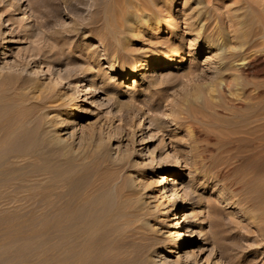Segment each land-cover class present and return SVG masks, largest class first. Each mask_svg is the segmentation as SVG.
Returning <instances> with one entry per match:
<instances>
[{
    "label": "rangeland",
    "instance_id": "obj_1",
    "mask_svg": "<svg viewBox=\"0 0 264 264\" xmlns=\"http://www.w3.org/2000/svg\"><path fill=\"white\" fill-rule=\"evenodd\" d=\"M50 1L0 0V125L4 126H0L3 130H0V147L3 140L6 142L0 148V157L4 156L0 159V202L8 203L5 207L0 206V264H77L79 261L84 264L83 252L77 256L78 261L72 259L70 249H67L66 222L78 216L75 218L78 220L72 221L82 224L87 220L88 229L87 226L85 229L89 230L102 206L105 210L112 209L113 226L102 229L101 223L100 230L97 227L89 230L97 228L98 238L106 245L96 251L90 244L92 249L86 253L89 255L87 264H116V260L123 264L129 256L137 261L126 264H138V261L145 264L144 256L135 255L136 242L127 236L131 226L138 225L143 219L153 224L157 232L156 237L152 236L162 240L165 251L158 254L159 257H151V264H264L262 149L258 147V141L252 143L246 136L248 127L258 124L264 117V0H157L154 11L165 16L169 8L175 26L160 25L156 31L146 30L131 42L111 40L107 36L105 21L97 20L93 0L79 5L86 7L79 17L65 6L64 0ZM197 30L200 32L196 33ZM209 33L222 37L227 34L232 47L243 44L244 57L253 56L247 71L238 80L245 79L242 83L246 85L240 101L233 97L227 104V98L216 88L220 102L213 103L215 107L208 102V107L200 105L207 101L210 85L215 88L220 77L214 70L215 64L209 63L207 52L202 50L206 47L202 36ZM119 46H124L125 51L120 50L122 58L119 63L110 61L108 56L112 47ZM143 55L145 60L150 59L145 71L139 73L143 75L126 78L120 73L122 67L136 65L137 57ZM236 68L232 69L235 74L238 73ZM89 83H93L95 92L84 95ZM127 85L132 88L127 89ZM255 94L258 98L253 97ZM193 102L196 107L203 106L205 116H198L196 120L185 118L187 110L193 108ZM75 104L81 109L80 114L70 119L68 129L64 130L60 117ZM186 121L190 122L189 129L182 125ZM60 137V147L54 146L56 144L51 142ZM35 141L39 143L38 147ZM65 143L71 148L66 147L63 151L60 148L68 146ZM70 149L73 150L71 154ZM121 155L124 161L119 160ZM9 175L12 178L9 179ZM165 177L171 182L164 185L163 190L162 178ZM123 179L133 183L131 202L127 200L129 195L124 200L117 193ZM168 188L173 189L181 209L175 212L169 209L163 214L159 202ZM63 191L70 193L69 196L74 191L73 198H67L68 202L57 199L66 195ZM76 198L81 199L80 202ZM120 199L127 200V204H122ZM58 200L64 206L63 211L55 204ZM69 201L76 207L71 208L75 216L70 214L69 217L67 213L72 205L66 204ZM133 201H142V211L147 209L149 212L138 215L141 218L126 217V221L121 213L127 209L122 207ZM80 203L81 210H76ZM85 203L89 209L85 208ZM93 210H96L95 214ZM113 212L120 213V217L115 213L113 216ZM53 213H57L58 221L53 219L55 223ZM84 213L89 215L86 216L88 219ZM73 222H70L72 227ZM58 224L63 228L61 244L55 236ZM79 224L73 228L81 229ZM189 230L197 237L184 248L173 247L181 240L182 233ZM111 239H115L114 243ZM156 245L155 248H160ZM168 249L171 250L166 252ZM95 255L103 258L102 261L97 256L101 261L98 262Z\"/></svg>",
    "mask_w": 264,
    "mask_h": 264
},
{
    "label": "bare ground",
    "instance_id": "obj_2",
    "mask_svg": "<svg viewBox=\"0 0 264 264\" xmlns=\"http://www.w3.org/2000/svg\"><path fill=\"white\" fill-rule=\"evenodd\" d=\"M37 2H38V0H36ZM50 1V0H49ZM65 2V6H67V7H69V9L72 11V13L74 14V15H76V16H81L82 15V10L84 11L85 9H86V7H80L79 5L80 4H85L87 1L86 0H64ZM94 1V5H95V8L97 9L96 11V13H95V15H97L96 17H97V20H104L105 21V28H106V32H107V36H109L110 38H111V40H116V39H123V40H129V42H131L134 38H137L138 37V35L140 34V33H143L144 31H146V30H155L156 31V29H158V28H160V25L162 26V25H167V27L168 26H170V25H174L175 26V22L173 21V18L174 17H172V11L171 10H169V8H168V10H167V12H166V14H164L165 16H162V15H160V14H163L162 12L160 13V12H157V11H154V4L157 2V0H93ZM168 1V0H167ZM44 2H45V0H44ZM51 2V1H50ZM44 4V3H43ZM46 4H47V2L45 3V6H46ZM50 4V3H49ZM37 6V5H36ZM39 6V5H38ZM47 7V6H46ZM50 8H51V5H50ZM49 8V9H50ZM171 9V8H170ZM46 10L47 9H45L44 11H45V13H46ZM43 11V12H44ZM69 11V10H68ZM166 11V10H165ZM45 13H44V15H45ZM51 13H53V12H51ZM59 13V12H58ZM50 15V14H49ZM48 15V16H49ZM50 17V16H49ZM95 17V18H96ZM97 22V21H96ZM101 23V22H100ZM168 23V24H167ZM91 24V23H90ZM98 24V23H97ZM91 25H93V24H91ZM204 25V24H203ZM99 26V25H98ZM101 26V25H100ZM104 26V25H103ZM171 27V26H170ZM91 28V27H90ZM95 28V27H94ZM98 28V27H97ZM96 28V29H97ZM202 28V23H201V25H200V29ZM101 29V28H100ZM196 30V29H195ZM96 31V30H95ZM202 31V30H201ZM197 32H200V31H196V33ZM224 32V31H223ZM212 33V32H211ZM214 33V32H213ZM199 34V33H198ZM205 34V33H204ZM210 34V33H209ZM220 34V33H219ZM141 35V34H140ZM139 35V36H140ZM197 35V34H196ZM227 35V34H226ZM225 35V37H222V36H219V35H217V34H210V35H204V36H202V41H203V43H205V46L206 47H204L202 50H205V52H207L206 54L209 56V57H207V58H209L210 59V61H209V63H213V64H215V71H216V74L217 75H219L220 77H218V79H217V83H215V85H216V87L214 88V86H211L210 85V87L208 88V91H207V93H206V97H207V101H205V102H203V104H200V105H206L207 106V102H208V104H211L212 103V105H213V103L215 104L216 102H220V100H219V97L215 94V92H216V88L218 89V91L220 92V93H222L221 94V96L222 97H226L227 99V101H226V103L228 104L229 103V101H230V103H231V101H233V97H234V99L236 98V99H241L240 97H241V95L244 93V90H245V84H243L244 82V80L245 79H243V81H238V80H240L239 78H241L240 76L242 75V74H244L246 71H247V69H248V67H249V63L251 62V58H253V56L251 57V56H248V57H244V53H243V51L244 50H242V46H243V44H241V45H239V46H233L232 47V45L230 44V40H229V38H228V36H226ZM243 36V35H242ZM105 37V36H104ZM242 38V37H241ZM138 39V38H137ZM233 40V39H232ZM240 40V39H239ZM239 42H241V41H239ZM105 45H107V44H105ZM121 45V44H120ZM116 46V45H115ZM121 47V49H119ZM122 47H124V46H119V47H112V50H111V54L108 56V58H109V60L110 61H112V62H118L119 63V60L122 58V56H121V52L122 51H125V50H123V48ZM250 47V46H249ZM252 48V47H251ZM125 49V48H124ZM120 50H122V51H120ZM247 54V53H246ZM252 55V54H251ZM145 58H146V56H139V57H137V64L136 65H130V64H128V65H126V66H124V67H122L121 68V70H120V73L121 74H123V76L124 77H126V78H133L134 76H136L137 74H139L140 72H144L145 71V66H146V64H147V61L148 60H150V59H148V60H145ZM237 67V68H236ZM233 68H236L237 70V74H235V70H233L232 71V69ZM152 74V73H151ZM227 74V75H226ZM249 74V73H248ZM139 75H143L142 73L141 74H139ZM149 77L150 76H152V75H148ZM246 76H248V75H246ZM225 78V79H224ZM227 80V81H226ZM242 80V79H241ZM243 82V83H242ZM251 82V81H250ZM249 82V83H250ZM93 83H89L88 85H86L85 86V93H84V95H87V94H91V93H94L95 92V90L93 89V85H92ZM255 85V84H254ZM251 86V85H250ZM253 87H255V86H253ZM35 88H37V86L35 87ZM126 88L127 89H131L132 87H131V85H127L126 86ZM251 88V87H250ZM253 89V88H252ZM257 89V88H256ZM35 90V89H34ZM250 90V89H249ZM248 90V91H249ZM48 91V90H47ZM42 93H43V91H42ZM44 93H45V91H44ZM50 94V93H49ZM45 95H47V93L45 94ZM259 95V94H258ZM47 96H49V95H47ZM250 96V95H249ZM52 97V96H51ZM56 97V96H55ZM254 98H256L257 97V94H255L254 96H253ZM46 98V97H45ZM50 98V97H49ZM53 98V97H52ZM224 98H221V99H223V100H225ZM258 98V97H257ZM243 99V98H242ZM248 100V99H247ZM47 101H49V100H47ZM237 101V100H236ZM240 101V100H239ZM246 101V100H245ZM50 102V101H49ZM112 103L113 104H115L116 103V100H112ZM194 103V102H193ZM248 103V102H247ZM256 103V102H255ZM255 103H254V105H255ZM195 104V103H194ZM193 104V108L191 109H189V110H187V112H186V119L187 118H192V119H198L200 116H201V118H202V115L205 113H203V106H197L196 107V104L194 105ZM205 106V107H206ZM209 106V105H208ZM207 106V107H208ZM214 106V105H213ZM123 107V106H122ZM204 107V108H205ZM206 107V108H207ZM215 107V106H214ZM222 107V106H221ZM236 107V106H235ZM253 107V106H252ZM238 108V107H237ZM209 109V108H208ZM244 109V108H243ZM253 109H254V107H253ZM80 108H78L77 107V104H75V105H73L69 110L67 109L66 111H63V113H62V115H61V117H60V123H61V126H63V124H64V130H66V129H68V124H70V122H69V120L70 119H72V118H74V117H78L79 116V114H80ZM10 112V111H9ZM182 112V111H181ZM210 112V111H209ZM237 112H239V111H237ZM264 112V111H263ZM243 113V112H242ZM255 113H256V111H255ZM262 113V112H261ZM261 113H259V114H261ZM42 114V113H41ZM184 114V113H183ZM215 114V113H214ZM210 115V114H209ZM235 115H237V114H235ZM246 116H247V114H245ZM244 115V116H245ZM199 116V117H198ZM204 116H205V114H204ZM241 116V115H240ZM245 116V118H248V117H246ZM249 116H251V115H249ZM3 117V116H2ZM39 117H40V115H39ZM45 117V116H44ZM179 117V116H178ZM178 117H177V119H178ZM207 117V116H206ZM184 118V117H183ZM255 118V117H254ZM31 119V118H30ZM36 119V118H35ZM43 119H45V118H43ZM209 119H212V118H209ZM241 119H242V116H241ZM252 119V118H251ZM10 120V119H9ZM40 120V119H39ZM46 120V119H45ZM245 120V119H244ZM248 120V119H247ZM250 120V119H249ZM44 121V120H43ZM246 121V120H245ZM251 121V120H250ZM249 121V122H250ZM35 122H36V120H35ZM41 122V121H40ZM232 122H233V120H232ZM248 122V121H247ZM37 123V122H36ZM243 123H244V121H243ZM254 123V122H253ZM252 122H251V124H253ZM8 124H10V123H8ZM40 124H42V122L40 123ZM44 124V123H43ZM250 124V123H249ZM2 125V124H1ZM0 125V126H1ZM16 125V124H15ZM180 125V124H179ZM182 125H184L186 128H188L189 129V127H191V125H190V122L189 121H186V122H184V123H182ZM3 126V125H2ZM230 126V125H229ZM4 127V126H3ZM12 127V126H11ZM15 127V126H14ZM246 127H248V125H246ZM6 128V127H5ZM232 128V127H231ZM7 129V128H6ZM19 129V128H18ZM22 129V128H21ZM237 129V128H236ZM1 130V129H0ZM9 130V129H8ZM24 130H26V129H24ZM48 130V129H47ZM1 131H3V130H1ZM0 131V132H1ZM60 131H62V130H60ZM17 132V131H16ZM242 132V131H241ZM4 133V132H3ZM7 133V132H6ZM10 133H11V131H10ZM9 133V134H10ZM40 133V132H39ZM61 133V132H60ZM229 133H230V131H229ZM233 133V132H232ZM17 134V133H16ZM33 134V133H32ZM64 133H62V134H60V135H63ZM231 134V133H230ZM1 135V134H0ZM4 135H5V133H4ZM3 135V136H4ZM12 135V134H11ZM15 135V134H14ZM17 135H19V134H17ZM42 135V134H41ZM48 135H50V133L48 134ZM56 135H58V134H56ZM59 135V136H60ZM229 135V134H228ZM236 135H238V133L236 134ZM239 135H240V133H239ZM2 136V137H3ZM21 136V135H20ZM25 136V135H24ZM232 136V135H231ZM244 136V135H243ZM246 136H247V138L253 143V142H256L257 143V141H258V144H259V146L258 147H260L261 149H262V159H263V167H262V170H263V172H264V117L260 120V122L258 121V124H256V125H253V126H251L250 128L248 127V129L246 130ZM11 137V136H10ZM9 137V138H10ZM16 137V136H15ZM55 137V136H54ZM233 137V136H232ZM242 137V136H241ZM241 137H240V139H241ZM4 138V137H3ZM6 138H8V136L6 137ZM246 138V139H247ZM11 139V138H10ZM9 139V141L10 142H12L11 140ZM235 139H238V137H235ZM240 139H238V141H240ZM247 139V140H248ZM3 139H1V141H2ZM14 140V139H13ZM18 140V139H17ZM41 140V139H40ZM233 140V139H232ZM8 141V143H10ZM15 141H16V139H15ZM14 141V142H15ZM20 141V140H19ZM19 141H18V143H19ZM58 141H62V138L60 137V138H58V139H56L55 138V140L53 139V142H51V143H55L56 145H54V146H59V144H60V142H59V144H58ZM66 141V140H65ZM237 141V142H238ZM241 141H245V140H242L241 139ZM249 141V143H251ZM2 142H4L5 143V145H6V142L3 140ZM13 142V143H14ZM36 142V141H35ZM46 142V141H45ZM47 142H49V141H47ZM64 142V141H63ZM73 142V141H72ZM235 142V141H234ZM3 143V144H4ZM16 143V142H15ZM21 143V142H20ZM20 143H19V145H20ZM51 143H49V145H51V146H53V144H51ZM251 143V144H252ZM2 144V145H3ZM37 144V146L36 147H38V144L39 143H35V145ZM243 144V143H242ZM245 144V143H244ZM2 145H1V149H2ZM12 145V144H11ZM33 145V144H32ZM31 145V146H32ZM61 145V144H60ZM65 145H68V146H65V148H63V146H62V148H60V149H63V151H65V149H66V147H70L71 148V145H69V144H66L65 143ZM4 146V145H3ZM10 146V145H9ZM13 146V145H12ZM28 145H26V147H27ZM41 146V145H40ZM39 146V147H40ZM225 146V145H224ZM7 148H8V145L6 146ZM29 147V146H28ZM42 147V146H41ZM40 147V148H41ZM60 147V146H59ZM73 147V146H72ZM258 147H257V150H258ZM10 149H12L13 150V148H11V147H9ZM22 148V147H21ZM20 147H19V149H21ZM76 148V147H75ZM86 148V147H85ZM85 148H83V149H85ZM254 148V147H253ZM26 149V148H25ZM33 149V148H32ZM41 149H43V147L41 148ZM51 149V148H50ZM247 149V148H246ZM8 150V149H7ZM11 150V151H12ZM29 150V149H28ZM67 150V149H66ZM69 150V149H68ZM71 150V149H70ZM256 150V149H255ZM15 151V150H14ZM39 151V150H38ZM41 151V150H40ZM62 150H61V152H63ZM73 150H71V152H70V154L71 153H73L72 152ZM75 151V150H74ZM77 151H79V150H77ZM81 151V150H80ZM79 151V152H80ZM92 151H93V149H92ZM92 151H91V153H92ZM258 151H260V150H258ZM1 152V151H0ZM13 152V151H12ZM17 152H18V150H17ZM26 152V151H25ZM33 152H34V150H33ZM35 152H37V150L35 151ZM43 152V151H42ZM90 152V151H89ZM16 152H14V154H15ZM39 153V152H38ZM65 153V152H64ZM63 153V154H64ZM69 153V152H68ZM75 153H76V151H75ZM74 153V154H75ZM78 153V152H77ZM85 153V152H84ZM91 153H89V154H91ZM260 153V152H259ZM30 154V153H29ZM34 154V153H33ZM69 154V155H70ZM79 154V153H78ZM95 154V153H94ZM93 154V155H94ZM121 154V153H120ZM18 155V154H17ZM21 155V154H20ZM32 155V154H31ZM35 155V154H34ZM46 155H47V153H46ZM53 155V154H52ZM62 155V154H61ZM65 156H67L68 154H64ZM76 155V154H75ZM87 155V154H86ZM255 155V154H254ZM259 155V154H258ZM3 156V155H2ZM1 156V157H2ZM29 156V155H28ZM72 156V155H71ZM77 157H78V155H76ZM96 156V155H95ZM0 157V159L2 160V158L4 157H2L1 158ZM37 157H39V156H37ZM53 157V156H52ZM62 157H63V155H62ZM73 157V156H72ZM87 157H88V155H87ZM110 157V156H109ZM260 157V159H261V156H259ZM18 158V157H17ZM64 158H66V157H64ZM103 158V157H102ZM101 158V159H102ZM255 158V157H254ZM21 159V158H20ZM26 159V158H25ZM74 159V158H73ZM78 159V158H77ZM103 159H106V158H103ZM112 159V158H111ZM111 159L109 160V161H111ZM116 159V158H115ZM260 159H258V160H260ZM114 160V159H113ZM112 160V161H113ZM119 160H123V158H122V155L120 156V158H119ZM29 161V160H28ZM124 161V160H123ZM30 162V161H29ZM75 162V161H74ZM77 162V161H76ZM82 162V161H81ZM85 162V161H84ZM117 162V161H116ZM121 162V161H120ZM107 163V162H106ZM110 163V162H109ZM114 163V162H113ZM122 163V162H121ZM2 164V163H1ZM11 164V163H10ZM71 164V163H70ZM75 164V163H74ZM86 164V163H85ZM120 164V163H119ZM124 163H122V165H123ZM7 165H9V164H7ZM80 165V164H79ZM90 165V164H89ZM117 165V164H116ZM125 165H126V163H125ZM9 166H11V165H9ZM21 166V165H20ZM75 166V165H74ZM73 166V167H74ZM124 166V165H123ZM122 166V167H123ZM0 167H2V166H0ZM13 167V166H12ZM19 167V166H18ZM72 167V166H71ZM125 167V166H124ZM5 168V167H4ZM16 168V167H15ZM77 168H78V166H77ZM149 168H151V166H149ZM8 169V168H7ZM70 171H71V168H68ZM67 169V170H68ZM87 169V168H86ZM151 169H153V168H151ZM8 170H11V167H9V169ZM19 170V169H18ZM22 170V169H21ZM21 170H19V171H21ZM85 170V169H84ZM24 171V170H23ZM30 171V170H29ZM69 171V172H70ZM87 171V170H86ZM76 172V171H75ZM1 173V172H0ZM7 172H5V174H6ZM10 173V172H9ZM16 173V172H15ZM18 173V172H17ZM16 173V174H17ZM25 173V172H24ZM28 173V172H27ZM57 173V172H56ZM64 173V172H63ZM77 173V172H76ZM8 174V173H7ZM6 174V175H7ZM15 174V175H16ZM19 174V173H18ZM59 174H61V172L59 173ZM0 175H2V174H0ZM27 175V174H26ZM65 175V174H64ZM69 175V174H68ZM128 175V174H127ZM132 175V174H131ZM8 176V175H7ZM6 176V177H7ZM10 176V175H9ZM12 176V175H11ZM9 177V179L10 178H12V177ZM56 176V175H55ZM70 176V175H69ZM122 176V175H121ZM133 176V175H132ZM31 177V176H30ZM57 177V176H56ZM60 177H62V174H61V176ZM64 178H65V176H63ZM161 177H163V176H161ZM72 178V177H71ZM1 180H2V178H0ZM6 179V178H5ZM7 179H8V177H7ZM27 179V178H26ZM57 179V178H56ZM55 179V180H56ZM59 179V178H58ZM164 181H163V184L161 185V187L163 188V190H164V185H169V183L171 182L170 180H169V178L168 177H165V178H162ZM80 180V179H79ZM124 181L122 182V183H119L120 184V186H119V188H118V192L117 193H119V195H120V197L121 196H123L122 198L124 199V198H126V196H128L129 195V197L130 198H128L127 200H129L130 202H131V200L130 199H133L131 196L132 195H134V193H133V183H132V181L130 180H125V179H123ZM59 181V180H58ZM60 181H61V178H60ZM94 181V180H93ZM136 181H138V180H136ZM135 181V182H136ZM116 182V181H115ZM8 183V182H7ZM22 184H23V182H22ZM44 184V183H43ZM75 184V183H74ZM82 184V183H81ZM4 185V184H3ZM68 184H66V186H67ZM95 185V184H94ZM97 185V184H96ZM113 185V184H112ZM115 185V184H114ZM117 185V184H116ZM14 186V185H13ZM64 186H65V184H64ZM73 186V185H72ZM72 186H70L69 188H71ZM100 186V185H99ZM106 186H108V185H106ZM3 187H5V186H3ZM54 187V186H53ZM60 187V186H59ZM140 187V186H139ZM2 189V188H1ZM14 189V188H13ZM43 189V188H42ZM112 189V188H111ZM110 189V190H111ZM6 190V189H5ZM5 190H3L4 192H5ZM59 190V189H58ZM74 190V189H73ZM102 190V189H101ZM114 190V189H113ZM135 190V189H134ZM166 190V192L165 193H163V195H162V198H161V200H160V205L159 206H161L162 207V209H163V214H166L168 211H170L169 209H171V212H175V211H178V210H180L181 209V207L179 206V203H177L176 201H175V199H176V194L174 193V191H173V189H165ZM8 191V190H7ZM6 191V192H7ZM13 191V190H12ZM48 191V190H47ZM66 191H67V189H66ZM66 191H63V192H66ZM84 191H85V189H84ZM3 192V193H4ZM5 192V193H6ZM16 192V191H15ZM36 192V191H35ZM57 192V191H56ZM70 192V191H69ZM68 192V193H69ZM74 192V191H73ZM73 192H72V194H71V196H69V194H67V192H66V195L64 194V196H63V194H62V192H61V197L60 198H57V196H58V194H57V196H56V198L57 199H65V202H68V200L70 199L71 200V198L70 197H72L73 196ZM104 192V191H103ZM110 192V191H109ZM259 192V191H258ZM1 193V192H0ZM2 193V194H3ZM8 193V192H7ZM49 193V192H48ZM98 193V192H97ZM110 193H112V192H110ZM109 193V194H110ZM114 193H115V191H114ZM60 194V193H59ZM77 194V193H76ZM83 194V193H82ZM81 194V195H82ZM92 194V193H91ZM106 194V193H105ZM7 195V194H6ZM5 195V196H6ZM10 195V194H9ZM75 195V194H74ZM118 195V194H117ZM139 195V194H138ZM4 196V195H3ZM11 196V195H10ZM13 196H14V194H13ZM45 196V195H44ZM60 196V195H59ZM58 196V197H59ZM69 196V197H68ZM76 196V195H75ZM78 196V195H77ZM87 196V195H86ZM98 196H99V194H98ZM97 196V197H98ZM106 196V195H105ZM125 196V197H124ZM28 197H29V195H28ZM66 197V198H65ZM101 197V196H100ZM113 197V196H112ZM111 197V198H112ZM119 197V198H120ZM134 197V196H133ZM9 198V197H8ZM26 198V197H25ZM31 198V197H30ZM67 198H69V199H67ZM73 198V197H72ZM78 198V197H77ZM76 198V200H78ZM83 198V197H82ZM138 198V197H137ZM36 199V198H35ZM35 199H33V200H35ZM45 199V198H44ZM85 199V198H84ZM97 199V198H96ZM98 199H99V201H100V199L101 198H99L98 197ZM104 199H106V198H104ZM32 200V199H31ZM37 200H39V198L37 199ZM55 201H56V199H54ZM79 200H81V199H79ZM78 200V201H79ZM83 200V199H82ZM89 200H90V198H89ZM125 200V199H124ZM126 200V201H127ZM135 200V199H134ZM30 201V200H29ZM28 201V202H29ZM36 201V200H35ZM41 201V200H40ZM40 201H37V202H40ZM52 201V200H51ZM55 201H54V203H55ZM59 202L57 203H55V204H59L60 203V200H58ZM75 201V200H74ZM85 201V200H84ZM88 201V200H87ZM94 201H96V200H94ZM105 201V200H104ZM113 201V200H112ZM120 201H122L121 199H120ZM126 201H122V204H124V202L127 204V202ZM129 201H128V203H129ZM13 202V201H12ZM71 201H69V203H66V204H72V205H69L70 207V210L68 211L67 210V213H69V217H70V214H72L71 216H75L74 215V212L72 211V213H71V208H72V206L74 205L72 202L70 203ZM80 202V201H79ZM89 202V201H88ZM97 202V201H96ZM108 202V201H107ZM134 203H132V204H128V206L127 205H124V207H122V208H124V209H127L126 211L128 212H125L124 210H122L123 212L122 213H125V215L124 214H122L121 213V215H123L124 217H125V219H126V217L128 218L129 216L131 217H137L138 215H144V214H148V212H149V210H147L146 208H148V207H145V211H142L143 209H142V207H144V206H142V201H140V202H135V201H133ZM14 203H16L15 201H14ZM41 203H42V205H43V202L41 201ZM41 203H38V206H39V204L41 205ZM63 203V200L61 201V204ZM75 203V202H74ZM93 203V202H92ZM95 203V202H94ZM98 203H101V201L100 202H98ZM116 203V202H115ZM261 203L262 204H264V185H263V194H262V196H261ZM5 204H8L7 202H0V206H4ZM36 204V203H35ZM34 204V205H35ZM46 204V203H45ZM64 204V203H63ZM62 204V205H63ZM65 204V205H66ZM106 202H105V206H106ZM119 204V203H118ZM76 205V204H75ZM82 205V203H80L79 204V206H78V204H77V207H79V208H77L76 210H81V208L80 207H82L81 206ZM84 205V204H83ZM90 205H93V204H90ZM95 205V207L94 208H96V203L94 204ZM109 205V204H108ZM107 205V206H108ZM111 205H112V203H111ZM36 206V205H35ZM57 206H59V207H57V208H59V211L62 209V207H64V206H61L60 204L59 205H57ZM67 206V205H66ZM65 206V208L67 209L68 207H66ZM85 208H87L88 206H87V204L85 203ZM115 206H117V205H115ZM114 206V207H115ZM120 206V205H119ZM123 206V205H122ZM145 206H147V205H145ZM5 207V206H4ZM43 207V206H42ZM45 207V209L47 208L46 206H44ZM54 207V206H53ZM98 207H99V205H98ZM97 207V208H98ZM103 207V206H102ZM101 207V208H102ZM38 208V207H37ZM40 208V207H39ZM55 208H56V206H55ZM68 208V209H69ZM73 208L75 209L76 207H74L73 206ZM72 208V209H73ZM85 208L84 209H82L84 212H85ZM101 208H99V210L98 209H96V210H98L97 212L98 213H96V217H95V219H94V221H93V219H92V222H94V223H92V225L89 227L90 229L89 230H91V229H93V227L95 228V227H97V228H99V230H100V227L103 229V226H104V228H107V230H108V228H111L113 225L111 224V223H113L112 222V220L110 219L111 217V215H112V209L111 210H108V209H106L105 210V208L103 207V209L102 210H104V211H102L101 210ZM108 208V207H107ZM109 208H110V206H109ZM115 208H117V207H115ZM31 209V208H30ZM53 209V208H52ZM87 209H89V207L87 208ZM119 209V208H118ZM117 209V210H118ZM137 209V210H136ZM150 209V208H149ZM41 210H43V209H41ZM54 210V209H53ZM58 210V209H57ZM76 210H75V213H76ZM95 210V211H96ZM101 210V211H100ZM129 210V211H128ZM134 210H136V211H134ZM49 211V210H48ZM59 211H58V213H59ZM61 211H63V210H61ZM87 211V210H86ZM95 211L93 210V212H94V214H95ZM114 211V210H113ZM120 211V210H119ZM38 212V211H37ZM55 212H56V209H55ZM67 213H66V218H67ZM83 213V212H82ZM89 213H90V211H89ZM114 213L115 212H113V216H115L114 215ZM127 213V214H126ZM40 214V213H39ZM50 214H52L51 213V210H50ZM53 214H55V215H53V217L54 218H52V220L53 219H55V220H57L56 219V217H57V213H53ZM62 214V213H61ZM78 214V213H77ZM85 214H87V213H84V217L86 218V219H88L87 217L89 216H85ZM91 214V213H90ZM115 214H117V213H115ZM120 213H118L117 214V216L119 215ZM48 215V214H47ZM60 215V214H59ZM152 215V214H151ZM150 215V216H151ZM29 216H30V214H29ZM51 216V215H50ZM56 216V217H55ZM92 216H94V215H92ZM123 216H121V218H123ZM27 217V216H26ZM41 217H43V216H41ZM47 217H49V216H47ZM68 217V218H69ZM78 218V216H75V218ZM80 217V216H79ZM83 216H82V219L84 218ZM118 217H120V216H118ZM139 217V216H138ZM28 218V217H27ZM31 218V217H30ZM51 218V217H50ZM71 218H73V217H71ZM71 218H69V219H71ZM72 219L73 221H76V220H78V219ZM84 218V219H85ZM93 218V217H92ZM120 218V219H121ZM139 218H141V217H139ZM26 219V218H25ZM39 219H41V218H38V220ZM49 219V218H48ZM60 219V218H59ZM113 219V218H112ZM124 219V220H125ZM49 220H51V219H49ZM68 219H66V221H67ZM70 221V222H73V221ZM132 220V219H131ZM138 220V219H137ZM136 220V221H137ZM140 220V219H139ZM58 221V220H57ZM62 221V220H61ZM126 221H127V219H126ZM125 221V222H126ZM129 221V220H128ZM133 221V220H132ZM135 221V222H136ZM39 222H42V221H39ZM69 222V221H68ZM66 222L67 223V234H65V235H67V237H66V239H68V243H69V248H67L69 251H70V253H71V255L73 256V258L72 259H76V260H78L77 259V256H79V254H80V252H83L82 253V255L83 254H85V256H84V258L82 259V262L84 263V264H87V262H88V258H89V255H87L86 253H88V251L89 250H91L92 249V246H89L90 244L91 245H93V247H94V249L97 251V249H103V247H104V245H106V243L104 244L103 243V241L100 239V237L98 238V236H97V228L94 230V231H89V230H87L88 229V223H87V220L86 221H83V223L81 224V221L79 222H77V224H79V225H81L80 227H81V229H74L73 227L74 226H76L77 224L75 223V222H73V223H75V224H73L74 226L72 227L71 226V223L69 222ZM116 222V221H115ZM121 222V221H120ZM123 222V221H122ZM43 223H44V221H43ZM53 223H55L54 222V220H53ZM62 223V225H64V223H63V221L61 222ZM101 223H102V225H101ZM126 223H129V222H126ZM120 224V223H119ZM131 224V223H130ZM129 224V225H130ZM138 225H133V226H131V227H133V228H131V230H129V234L127 235L128 237L129 236H131L130 238H132V239H134V242H136V244H137V246H135V247H137L136 249V251H137V253L135 254V255H139V256H144L145 257V259H142L141 257V259L144 261V262H146L145 264H151V257H156V256H158L159 257V255L158 254H161L162 255V253H164L165 251H164V247H162L161 246V244H162V240H160V239H155L154 237H156V234H155V232H157L156 231V229L151 225V224H149V221L148 220H142L140 223H137ZM66 225V224H65ZM101 225V226H100ZM124 224H122V226H123ZM128 225V224H127ZM58 227H57V231H55L56 232V240H58V242H59V244H61L60 242H62L63 241V239H61V237H62V230H63V228H62V226L60 225V224H58L57 225ZM87 226V227H86ZM99 226V227H98ZM121 226V225H120ZM135 226V227H134ZM78 227V226H77ZM85 227L87 228V229H85ZM114 227H116V226H114ZM126 227V226H125ZM54 228V227H53ZM70 228V229H69ZM116 228H119V226L118 227H116ZM122 228V227H121ZM127 228V227H126ZM114 229V228H113ZM122 230H124V229H122ZM127 230V229H126ZM112 231V230H111ZM54 232V231H53ZM54 232V233H55ZM65 232V231H64ZM116 232H117V230H116ZM111 233V232H110ZM113 233H115V231L113 230ZM113 233H111V235L113 234ZM115 234H117V233H115ZM122 234V233H121ZM155 234V235H154ZM154 237H153V236ZM93 236H96V237H94V240L92 239L93 238ZM117 236V235H116ZM115 236V237H116ZM126 236V237H127ZM44 237H46V236H44ZM110 237V236H109ZM108 237V238H109ZM112 237V236H111ZM110 237V238H111ZM122 237V236H121ZM125 237V236H124ZM128 237L126 238V239H128ZM197 237V234L196 233H194L192 230H189L188 232H186V233H182V235H181V240L180 241H178L177 243H176V245L175 244H173L172 246L174 247H177V248H184L185 247V244H187V243H190L191 241H192V239H195ZM109 238V239H110ZM113 238V237H112ZM120 238V237H119ZM123 238V237H122ZM122 238H120L121 240H123ZM158 238V237H157ZM60 239H61V241H60ZM65 239V238H64ZM126 239H124V240H126ZM162 239V238H161ZM92 240V241H91ZM123 240V241H124ZM131 240V239H130ZM136 240V241H135ZM65 241V240H64ZM67 241V240H66ZM111 241H113L112 239H111ZM111 241H109V242H111ZM114 241H115V239H114ZM114 241L113 242H111V243H114ZM106 242V241H105ZM108 242V243H109ZM67 242H65V244H66ZM119 243H120V240H119ZM122 243L123 242H121V245H122ZM164 243V242H163ZM64 244V243H63ZM129 244V242L127 243V245ZM132 244H133V242H132ZM156 244H158V245H160V248H155L157 245ZM114 245V244H113ZM130 245V244H129ZM129 245L127 246V247H129ZM156 245V246H155ZM58 246V245H57ZM59 246H61V245H59ZM67 246V245H66ZM88 246L90 247V248H88ZM107 246H109V245H107ZM123 246V245H122ZM110 247V246H109ZM133 247V246H132ZM134 247V248H135ZM62 248V247H61ZM66 248V247H65ZM64 248V249H65ZM163 248V249H162ZM67 249H65V250H67ZM117 249H119V248H117ZM122 249V248H121ZM58 250V249H57ZM94 250V251H95ZM115 250V249H114ZM124 251H125V249H123ZM127 250V249H126ZM130 250V249H129ZM171 249H168V250H166V252H169ZM121 251V250H120ZM135 251V252H136ZM62 252V251H61ZM68 252V251H67ZM93 252V251H92ZM91 252V253H92ZM99 252V251H98ZM116 252V251H115ZM59 253V252H58ZM65 253V252H64ZM100 253V252H99ZM98 253V254H99ZM101 253H102V251H101ZM105 253V252H104ZM107 253H110V251L109 252H107ZM122 253V252H121ZM124 253V252H123ZM134 253V252H133ZM69 254V253H68ZM106 254V253H105ZM114 254V253H113ZM118 254H119V252H118ZM118 254L116 255V256H118ZM168 254H170V253H168ZM82 255H81V257H82ZM91 255H93V253L91 254ZM103 255V254H102ZM108 255V254H107ZM106 255V256H107ZM110 255V254H109ZM109 255H108V257H109ZM134 255V256H135ZM137 255V256H138ZM71 256V257H72ZM96 256V255H95ZM95 256H92V257H95ZM98 257H99V255H97ZM97 256H96V258H97ZM104 256V255H103ZM132 256V255H131ZM136 256V257H137ZM138 256V257H139ZM88 257V258H87ZM102 257V256H101ZM114 257V256H113ZM119 257H120V255H119ZM124 257V256H123ZM126 257V256H125ZM143 257V258H144ZM116 258H118V257H116ZM121 258V257H120ZM71 259V260H72ZM99 259H100V257H99ZM98 258L96 259L97 261L99 260ZM103 259V258H102ZM102 259H100L101 261H102ZM108 259V258H107ZM112 259V258H111ZM111 259H108L109 261L111 260ZM124 259V258H123ZM96 260H94L93 259V261H96ZM99 260V261H100ZM105 260H106V258H105ZM104 260V262H107V261H105ZM113 260H114V258H113ZM120 260V259H119ZM134 260V257L133 258H131L130 259V256H129V259H127V258H125V260H123V262L126 264V262L128 261L129 263L130 262H132ZM79 261V260H78ZM96 261V262H97ZM98 261V262H99ZM100 261V262H101ZM115 261V260H114ZM113 261V262H114ZM122 261V260H121ZM136 261H137V259H136ZM135 261V262H136ZM80 262V261H79ZM79 262H77V264H79ZM112 262V261H111ZM112 262V263H113ZM134 261H133V263H135ZM139 263L141 262V261H138ZM89 263V262H88ZM95 263V262H94ZM102 263V262H101ZM101 263H99V264H101ZM107 263H109L110 264V262H107ZM116 264H118V261L116 260V262H115ZM123 263V264H124ZM138 263V264H139ZM143 263V262H142ZM82 264V263H81ZM90 264H92V262L90 263ZM98 264V263H97ZM102 264H104V263H102ZM121 264H122V262H121ZM154 264V263H153ZM160 264V263H159Z\"/></svg>",
    "mask_w": 264,
    "mask_h": 264
}]
</instances>
